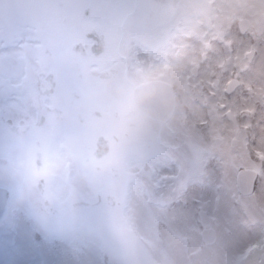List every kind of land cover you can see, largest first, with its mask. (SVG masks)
<instances>
[{
	"label": "rangeland",
	"instance_id": "obj_1",
	"mask_svg": "<svg viewBox=\"0 0 264 264\" xmlns=\"http://www.w3.org/2000/svg\"><path fill=\"white\" fill-rule=\"evenodd\" d=\"M157 1L149 0L152 5ZM215 1L214 7L223 10L213 14L222 21L220 23H214L206 12L196 16L193 22V15L205 10L206 0H198L195 10L190 8L181 15L186 18L185 25L183 24L181 28V34H185L186 39L198 31L202 22L205 24V21L211 20L213 24L209 25L211 28L202 25L198 39L195 35L190 38L192 45L200 43L198 47L204 49L208 47L209 42L212 48L211 54L214 56L207 63L200 62V58L197 57L193 65H190L192 51H187L189 62L186 65L190 74L187 85L191 84L189 79L192 78L193 81L201 80L203 89H212L213 81L218 80V87L222 85L221 89L223 87L225 89L229 81L237 80L240 85L237 89L239 91L234 93L238 98L234 100L246 101V96H250L248 100L251 98V106H258L257 100L253 99L251 88L253 86L258 90L264 88V0ZM8 2L9 0H0V10ZM222 2H226V5L221 6ZM65 3L71 6L73 0H65ZM178 9L180 10V5ZM113 16L115 25L119 28L128 19L127 30H111L114 43L121 32L126 38L132 34L141 36L144 27L139 26L134 11L114 12ZM243 18L249 22V28L240 34L238 21ZM102 20L95 19L91 22L90 19L87 22H75L74 17L70 16L64 26L48 35L33 34L19 38L18 54L10 70L11 78L6 83L0 82V113L11 108V111L20 112L19 115L16 114L17 119H24V126L16 132L12 128L17 126V121L9 124L2 121L3 125L0 124V137H3L0 139V187L5 188L9 193L6 217L3 225L0 226V264H190L191 260L183 259L187 257V254L182 256L180 248L175 250L180 245L172 242L168 235L163 234L164 225L157 224L155 230L153 226H150L149 221H152L155 216L156 223L158 218L166 220V215L152 211L135 200L134 204L131 202L127 205L125 202L127 178L125 177L128 175L119 181L122 187L124 186L122 195L117 193L119 196L115 197L111 204H105V207L89 204L84 209V216L80 218L77 217L76 211L72 210L75 206H80L77 210H81V202L75 203L84 196H79V193L84 194L78 191L81 189L78 188L80 183L93 202L97 201V195L102 192L93 186L85 188L86 183H82V175L93 178V181L96 178L93 177L94 174L89 175L83 170L80 171L83 166L84 149L88 145L84 140L88 135L82 127L94 121L85 119L88 112H84L80 106L74 111H69L67 102L68 95L70 96L68 94L69 80L76 83L80 81V84L87 87L88 81L92 79L88 77L87 70L73 71L70 68L72 72L66 75L68 71L66 64L69 66L71 63L72 68L74 65L79 66L69 61L71 55L77 56L73 51L77 47L74 43L84 38L90 40L91 50L95 42L93 38L99 39L97 35L105 33L104 30L99 29V26L103 24ZM192 25L195 27L194 30ZM107 48L109 49L110 46ZM249 51L255 52L252 60H247L246 54ZM108 56L107 60L103 56L95 58L94 64L103 69L108 68L109 65L117 67L120 71V83H116L117 86L106 84L107 93L103 95L102 101L96 100L93 87L88 88L87 107L103 109L107 106L108 100L111 102L115 99L118 89L122 88L123 91L128 89L126 94H120L123 99L120 114L122 118L134 120V114L130 113V89L126 84L127 62H118L114 49H109ZM199 69L202 71L201 74ZM53 81L54 90L51 93L47 87H50ZM42 84L44 85L40 87ZM75 88L77 89V86ZM4 89L8 90L12 98L9 105L4 103ZM222 94L227 97L225 93ZM80 95L79 90L71 93V97ZM77 110H79L78 115ZM93 118L95 119L94 116ZM256 126L257 122L253 124L254 131ZM102 130L104 131V128ZM105 134L110 135L107 132ZM120 138L122 142H127L131 136L125 137L122 134ZM178 138L175 136L172 140ZM185 143L188 144L189 140ZM258 146L259 142L254 144L252 139L251 148L257 149ZM262 147L264 150V140ZM262 161L264 162V156L259 159L251 153L250 168L260 170ZM123 168V171L125 169L130 171L129 167ZM70 171L75 173L73 182L69 180L71 177H68ZM79 171L80 177L77 178ZM75 180L76 183H74ZM72 189L76 190L68 193ZM263 190L264 187L259 188L251 199L258 205H250L248 225L245 223L248 221L245 213L233 207L225 206V209H221L219 206L218 215H212L217 229L223 231L228 237L229 260L223 262V258L221 259L223 254L218 253L219 259L204 262L200 261L198 258L200 254L197 253L193 264H242L245 259H250L251 252L262 241L259 232L264 231V227L260 224V221H264ZM239 201L244 203L242 199ZM39 204H44L42 209L39 208ZM187 205L188 203L186 205L182 203L185 209L181 212V216L189 213L190 217L196 221L200 207L196 205L194 209H191ZM176 214L179 215L177 210L173 211L171 216ZM201 217L200 213L199 218ZM30 230L37 232L36 239L41 242L39 253L27 248L18 250L22 239L25 243L27 242L26 233ZM159 244L158 249H150ZM223 244L222 240L220 245ZM189 256L191 258L194 255L189 254ZM203 256L209 257L210 253L206 252Z\"/></svg>",
	"mask_w": 264,
	"mask_h": 264
},
{
	"label": "flooded vegetation",
	"instance_id": "obj_2",
	"mask_svg": "<svg viewBox=\"0 0 264 264\" xmlns=\"http://www.w3.org/2000/svg\"><path fill=\"white\" fill-rule=\"evenodd\" d=\"M182 1L158 0L153 4L154 7L151 12L152 26L144 27L139 37L132 34L129 38H126L124 33L121 32L114 43L111 30H127L128 19L119 28L115 25L112 13L107 20H102L103 24L99 26V29L104 30L105 33L98 34L99 39L92 37L95 42L92 44L91 50L89 48L90 40L84 38V40L80 39L74 43L77 47L73 51L74 54L76 52L77 56L71 55L69 61L79 64V66L74 65V68H72L71 63L67 61L70 65L66 64L68 67L66 75H70V72L75 69L79 71L87 70L88 77L92 79V81H88L87 87L80 84V81L76 83L73 80H69L68 85V94H70L67 99L69 111H74L76 107L80 106L84 112H88L85 119L94 121L88 122L87 125L82 127V130L88 135L84 139L88 145L84 149L85 155L80 171L83 170L89 175L94 174L93 177L96 180L93 181V178L82 175V183H86L85 188L93 186L102 193H99L97 201L93 202L89 199L91 196L86 194L87 191L83 190L80 183L78 188L81 189L78 191L84 194L78 193L79 196H84L75 203L81 202V210H77L80 206H75L72 210L76 211L77 217L80 218V216H84V209L89 204H98L104 207L105 204H111L114 202L115 197L122 195L124 186L122 187L119 181H122L123 177L128 175V177H125L127 178L125 202L127 205L131 202L134 204L135 200L149 207L152 211L166 215V220L163 221L158 218L156 223L155 216L152 221H149L150 226H153L155 230L157 224L164 225L163 234L168 235L172 242L180 245L175 250L180 248L182 256L187 254V257H183V259H189L191 260L190 264H193L194 257L199 253L198 258L200 261L211 262L215 258L219 259L218 253H222L221 259L223 258L224 262L227 259L229 260L228 237L223 231L217 229L212 215H218L219 206H221V209H225V206L233 207V199L238 201L242 199L244 203L239 201L233 208L242 210L247 217L246 220H248L245 223L249 224L250 205L257 204V202L254 203L251 200L255 194L241 196L234 189L228 191L227 195L225 193L226 189L229 188L228 181L238 165H246L247 172L253 171L255 174L259 172L256 168H250L249 160L251 153L259 159L264 156L262 147V141L264 140V88L261 90L256 89L255 86L251 88L253 99L257 100L256 103L258 104V106H251V98L248 100L250 96H246V101L234 100L238 98L234 93L239 91L237 90L240 85L239 82L232 93H227L226 87L221 89L222 85L218 87V80L213 81L214 88L212 89H203L202 81H193L192 78L189 79L191 84L187 85V78L190 77L186 65L189 62L187 51H192L190 65H193L197 57L200 58V62L207 63L214 56L211 54L212 48L209 42L208 47L204 49L198 47L200 43L192 45L190 38L193 35L196 39L199 38L202 25L211 28L209 26L213 25L211 20L214 23L222 22L219 21L218 16L213 14L223 10L214 7L215 0H206L204 2L205 10L198 11L196 15H193L192 20L194 22V18L202 12H206L211 20L205 21V24L202 22L198 31L192 33L191 37L186 39L185 34H181V28L185 25L184 20L186 18L181 15L185 14L190 8L195 10L198 0H185L181 5ZM221 4V6H225L226 2ZM179 5L180 10L178 9ZM171 6L172 9L169 8ZM93 20L95 19H91V22ZM92 30L96 31L97 28H92ZM63 38L62 40H64ZM108 46H110L109 49H114L118 62H127L128 70L125 75L128 77V81H126V84L129 85L130 89V113L134 114V120L122 118L120 114L123 108V99L120 94H126L128 89L126 91H123L122 88L118 89L115 99H112L111 102L108 100L107 106L103 109L87 107L86 92L88 88L93 87L96 100L102 101L103 95L107 93L105 85L120 83V71L117 67L109 65L108 68L103 69L94 64V59L97 57L103 56L104 59H109ZM199 50L202 51L197 53ZM199 72V74L202 73L201 69H199ZM145 84H151V87L144 90L140 89ZM75 86H77V89ZM200 87L202 89H198ZM47 88L52 93L54 81ZM77 90L81 92V95L71 97V93ZM222 93H225L227 97H224ZM76 100L79 102L76 103ZM10 109L7 108L6 111L0 113V124L17 121V126L12 128L16 132L24 126V119H17L16 114L19 115L20 112L11 111ZM154 113L171 114L164 122L155 119ZM78 114L79 110H77ZM256 122L257 126L254 131L253 124ZM102 128L110 135L105 134ZM122 134L125 137L131 136V139L122 142L120 138ZM175 136L179 138L172 140ZM1 138L3 139L2 136ZM252 139L254 144L259 142L257 149L251 148ZM187 140H189L188 144L185 143ZM180 151L195 157L199 162L200 173L194 179L195 187L190 190L188 196L183 194L182 188L179 190H157L153 183L154 177L151 167L145 168V164L150 157H155L153 163L158 166L167 157ZM124 166L129 167L130 171H126V169L123 171ZM80 171L77 178L80 177ZM215 175L217 176L215 177ZM68 177H71L69 180L73 182L74 171H70ZM76 180L74 183H76ZM201 188L208 189L207 195L203 199L199 195V189ZM50 190H52L51 186ZM74 190L76 189L69 190L68 193ZM102 195H104L103 198ZM262 196H264V190ZM116 203L119 204L118 201ZM182 203H185V205L188 203L187 207L191 209H194L196 205L200 207L196 221L193 220V217H190L189 213L181 216V212L185 209L182 207ZM44 204L46 205V201ZM44 204H39V208L42 209ZM175 210L179 212V215L171 216V213ZM200 213L201 218H199ZM203 218L207 221L206 226L201 224ZM165 221L169 222L166 223ZM186 221H193L194 226L191 223L186 225ZM209 232L214 235V238L210 244H207L203 234H209ZM259 233L261 240H264V231ZM222 240L224 244L221 246ZM159 246L160 244L150 249H158ZM170 249L172 248L170 247ZM206 252L210 253L209 257L203 256ZM189 254L194 256L190 258ZM176 258L178 259V256Z\"/></svg>",
	"mask_w": 264,
	"mask_h": 264
},
{
	"label": "snow or ice",
	"instance_id": "obj_3",
	"mask_svg": "<svg viewBox=\"0 0 264 264\" xmlns=\"http://www.w3.org/2000/svg\"><path fill=\"white\" fill-rule=\"evenodd\" d=\"M154 5L149 0H73L71 6L65 0H9L0 10V82L6 83L11 78V68L18 54L19 38L33 34L48 35L57 28L64 26L70 16L75 22H87L90 19L107 20L114 12L134 11L138 24L141 27H151V12ZM5 105L11 102L7 89L3 90ZM155 157H150L145 168L151 167L154 177L153 183L157 190H179L185 196L195 187L193 181L199 173L198 160L184 151L167 157L158 166L153 163ZM251 159V155H250ZM255 162V161H253ZM228 191L234 189L238 195L256 194L264 187V162L260 165L257 174L252 175L246 171V165H238L228 181ZM223 187V185H221ZM208 189H199L203 199ZM232 200L233 207L238 203ZM264 227V221H260ZM37 232L30 230L26 233L27 242L22 239L18 250L27 248L39 253L41 242L37 241ZM242 264H264V240L260 241L255 250L251 252L250 259Z\"/></svg>",
	"mask_w": 264,
	"mask_h": 264
},
{
	"label": "water",
	"instance_id": "obj_4",
	"mask_svg": "<svg viewBox=\"0 0 264 264\" xmlns=\"http://www.w3.org/2000/svg\"><path fill=\"white\" fill-rule=\"evenodd\" d=\"M249 28V22L245 19H241L239 20L238 22V30H239V33L242 34L244 33V31H246L247 29ZM254 51H249L247 54H246V57H247V60H252L253 56H254ZM238 86V81L237 80H232L228 83L227 87H226V92L227 93H231L233 92ZM151 87V84H145L143 85L140 89H148ZM171 113H168V114H163V113H154L153 116L155 117V119H158V120H162V121H166L169 116H170ZM164 115L165 117H160ZM158 116V117H157ZM249 174H252V175H255V173L253 171L251 172H248ZM8 200H9V193L8 191L5 189V188H2L0 187V225L1 223L4 221L5 217H6V208H7V203H8ZM202 225H207V221L205 218L202 219L201 221ZM204 236V240L207 242V243H211L212 242V239L214 238V235L209 232V234L207 233H204L203 234Z\"/></svg>",
	"mask_w": 264,
	"mask_h": 264
},
{
	"label": "bare ground",
	"instance_id": "obj_5",
	"mask_svg": "<svg viewBox=\"0 0 264 264\" xmlns=\"http://www.w3.org/2000/svg\"><path fill=\"white\" fill-rule=\"evenodd\" d=\"M198 222V221H197ZM187 223H191L193 226H194V224H193V221H186V225H187ZM202 224V223H201ZM170 225V224H169ZM206 242V241H205ZM207 243V242H206ZM207 244H209V243H207ZM179 260H181V259H179Z\"/></svg>",
	"mask_w": 264,
	"mask_h": 264
}]
</instances>
